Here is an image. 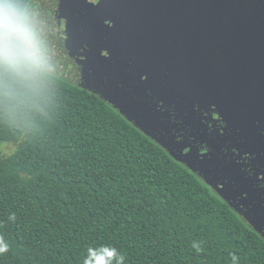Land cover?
Wrapping results in <instances>:
<instances>
[{"label": "trees", "instance_id": "1", "mask_svg": "<svg viewBox=\"0 0 264 264\" xmlns=\"http://www.w3.org/2000/svg\"><path fill=\"white\" fill-rule=\"evenodd\" d=\"M57 69L36 89L0 74V145L19 142L0 152V237L9 245L0 264H83L101 246L125 264H232L233 255L264 264V239L240 214Z\"/></svg>", "mask_w": 264, "mask_h": 264}, {"label": "water", "instance_id": "2", "mask_svg": "<svg viewBox=\"0 0 264 264\" xmlns=\"http://www.w3.org/2000/svg\"><path fill=\"white\" fill-rule=\"evenodd\" d=\"M54 14L74 82L264 239V0H54Z\"/></svg>", "mask_w": 264, "mask_h": 264}, {"label": "clouds", "instance_id": "3", "mask_svg": "<svg viewBox=\"0 0 264 264\" xmlns=\"http://www.w3.org/2000/svg\"><path fill=\"white\" fill-rule=\"evenodd\" d=\"M53 72L48 47L42 38L38 22L24 0H0V74L10 83L26 89H36L47 82ZM15 220V215L9 217ZM9 245L0 237V255ZM83 264H125V256L113 247L88 248ZM232 264H239L232 256Z\"/></svg>", "mask_w": 264, "mask_h": 264}, {"label": "rangeland", "instance_id": "4", "mask_svg": "<svg viewBox=\"0 0 264 264\" xmlns=\"http://www.w3.org/2000/svg\"><path fill=\"white\" fill-rule=\"evenodd\" d=\"M30 9L37 19L42 38L48 47L51 63L52 65L54 64L52 66L53 69L58 71L57 67L59 66L61 76L74 81L71 63L67 58V52L65 47H63L61 37H59V30L57 28V30L55 29L54 0H35ZM18 143H2L0 145V152L3 155L12 154L17 149Z\"/></svg>", "mask_w": 264, "mask_h": 264}]
</instances>
